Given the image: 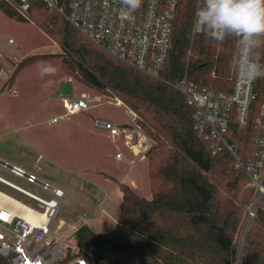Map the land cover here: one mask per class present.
<instances>
[{
    "label": "trees",
    "instance_id": "16d2710c",
    "mask_svg": "<svg viewBox=\"0 0 264 264\" xmlns=\"http://www.w3.org/2000/svg\"><path fill=\"white\" fill-rule=\"evenodd\" d=\"M72 0H60L65 11ZM203 0H179L173 27V48L162 73L168 82L187 75L200 86L231 93L240 48L239 37L223 43L193 34L195 13ZM200 5V6H199ZM1 11L25 22L6 2ZM47 10L37 2L32 12ZM44 31L63 50L69 75L87 88L118 95L138 114L139 126L155 142L147 153L152 191L150 200L127 183L115 227L94 232L81 225L74 238L89 264H236L238 240L256 192L249 178L234 166L225 149L213 154L209 142L194 126V109L183 94L112 58L85 38L62 15L46 16ZM255 51L264 63V37ZM27 60L24 63H26ZM246 128L236 119L228 139L238 146L243 162L255 160L259 133L256 118L264 107V78L255 82ZM242 264H264V211L259 208L245 237ZM0 264H7L0 258Z\"/></svg>",
    "mask_w": 264,
    "mask_h": 264
},
{
    "label": "built area",
    "instance_id": "2783aa9c",
    "mask_svg": "<svg viewBox=\"0 0 264 264\" xmlns=\"http://www.w3.org/2000/svg\"><path fill=\"white\" fill-rule=\"evenodd\" d=\"M22 18H29L32 7L41 2L53 15L59 14L76 28L97 48L129 67L164 83L183 94L194 109V126L201 137L209 142L213 154L223 149L234 159V166L249 178L256 196L251 205L250 218L264 211V107L256 118L259 133L255 136L257 150L255 160L243 162L238 155V146L228 139L230 123L236 119L241 129L246 128L251 106L256 98L255 82L248 83L238 77L237 70L233 90L227 94L200 86L187 75L177 82L166 81L162 73L173 48V27L179 0H142L139 8L129 11L121 0H72L69 10L61 6L60 0H4ZM200 6V5H199ZM194 21L193 34H201ZM228 35L225 36L223 43ZM241 38H239L240 40ZM237 60V59H236ZM65 113L52 119L58 123L72 115L86 112L95 107L93 102L123 107L118 97L103 101L102 97L64 96L59 94ZM130 110V122L120 126L110 119L97 117L95 128L114 139H123L136 159L143 160L151 147L150 139L142 133L138 115ZM137 136V137H136ZM119 154L117 159H121ZM10 172L28 183L39 185L52 194L47 200L22 186L13 183L1 174ZM0 184L36 202V207L25 205L0 191V258L7 264H89L88 256L77 245L74 233L79 228L54 232L52 223L59 212V201L66 193L49 182L43 181L33 172L11 164L0 158ZM40 218L39 223L28 220L25 213ZM60 231H62L60 233ZM71 240L72 245L66 244Z\"/></svg>",
    "mask_w": 264,
    "mask_h": 264
},
{
    "label": "rangeland",
    "instance_id": "374dc122",
    "mask_svg": "<svg viewBox=\"0 0 264 264\" xmlns=\"http://www.w3.org/2000/svg\"><path fill=\"white\" fill-rule=\"evenodd\" d=\"M49 15L53 14L45 9L31 11L29 18H24L25 22H19L0 9V158L35 173L67 194L59 201V212L52 223L54 232H59L62 222L64 230L86 223L94 232H108L115 227L114 219L119 214V194L111 195L109 188L120 189L119 183L124 182L120 178L129 170V165H123L124 161L119 162L116 158L123 154V158L126 156L130 160L133 154L123 139H114L95 128L94 120L103 117L126 126L130 122L131 108L122 97L87 88L68 74L60 43L42 28V21ZM48 65L56 71L42 75V69ZM59 94L91 99L102 97L103 101L118 97L126 107L93 102L91 105L95 107L89 111L52 124V119L65 113ZM142 133L150 139L151 149L155 142L143 129ZM145 172H148L147 164L143 165V170L131 175L139 179L143 196L149 192ZM1 173L7 180L41 198H52V194L39 185L28 183L10 172ZM248 187L252 188L250 184ZM0 191L36 207L32 199L1 184ZM250 210L251 206L247 209V221L238 240L236 264H242L243 232L248 220V230L253 221ZM74 243L69 239L66 241L68 245Z\"/></svg>",
    "mask_w": 264,
    "mask_h": 264
},
{
    "label": "clouds",
    "instance_id": "9594fccd",
    "mask_svg": "<svg viewBox=\"0 0 264 264\" xmlns=\"http://www.w3.org/2000/svg\"><path fill=\"white\" fill-rule=\"evenodd\" d=\"M141 2L121 0L129 11L139 8ZM195 25L217 41H223L226 35L241 38L236 60L238 77L248 83L264 78L261 54L254 52L261 46L259 37H264V0H203L195 13ZM55 71L48 65L42 69V75Z\"/></svg>",
    "mask_w": 264,
    "mask_h": 264
},
{
    "label": "crops",
    "instance_id": "0c3cea01",
    "mask_svg": "<svg viewBox=\"0 0 264 264\" xmlns=\"http://www.w3.org/2000/svg\"><path fill=\"white\" fill-rule=\"evenodd\" d=\"M124 144H125V141H124ZM126 148H129V151L133 154V151L130 149V147L127 146ZM121 155H122V158L119 159V160L116 158V160L119 161V162H123L124 161L123 165H127V166L129 165V170L126 171L125 175H123L120 178V180H122L124 182L127 180L125 183L129 184L136 193H138L140 196L145 197L146 199L150 200L152 198V191H151V186H150L149 165H148V162H147V158H145L143 160L136 159V162L133 163V161L135 160L134 154H133V157L130 156V160L129 159H126V156L123 158V154H121ZM132 158H134V159L132 160ZM122 159H124V160H122ZM144 164H147V167H148V172H145V177H146V179L148 181L149 192L147 193L146 196H143V195L140 194V192H142V189H141V185H140L139 179L136 176H133V177L131 176L133 174V172L134 173H137L140 170H143V165ZM137 166H138V169H137ZM139 166H141V167H139ZM145 171H146V169H145ZM109 189H110V191L112 190L110 192L111 195H113L115 192H117L119 194V202H118V205H119V213H120V204H121L122 197H123L122 192L118 188L117 189L116 188H109ZM66 196H67V194H66ZM118 217H119V214L116 216L117 220H118ZM116 218L114 219L115 222H117ZM62 224H64V223L62 222ZM80 226L81 225H79V226H70V227L78 228Z\"/></svg>",
    "mask_w": 264,
    "mask_h": 264
},
{
    "label": "bare ground",
    "instance_id": "6f19581e",
    "mask_svg": "<svg viewBox=\"0 0 264 264\" xmlns=\"http://www.w3.org/2000/svg\"><path fill=\"white\" fill-rule=\"evenodd\" d=\"M25 217L30 220V221H33L35 223H39L40 222V218H35L33 217L29 212H26L25 213Z\"/></svg>",
    "mask_w": 264,
    "mask_h": 264
},
{
    "label": "water",
    "instance_id": "95a60500",
    "mask_svg": "<svg viewBox=\"0 0 264 264\" xmlns=\"http://www.w3.org/2000/svg\"><path fill=\"white\" fill-rule=\"evenodd\" d=\"M249 224H250V220H248L247 224H246V227L244 229V232H243V241L245 240V237H246V234H247V231H248V227H249Z\"/></svg>",
    "mask_w": 264,
    "mask_h": 264
}]
</instances>
